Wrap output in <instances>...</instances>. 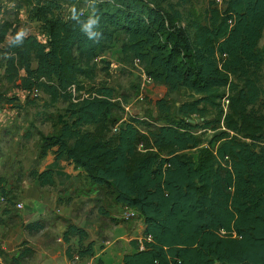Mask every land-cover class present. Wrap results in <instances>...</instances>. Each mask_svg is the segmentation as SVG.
<instances>
[{
  "label": "trees",
  "instance_id": "obj_1",
  "mask_svg": "<svg viewBox=\"0 0 264 264\" xmlns=\"http://www.w3.org/2000/svg\"><path fill=\"white\" fill-rule=\"evenodd\" d=\"M10 1L22 2L16 10L25 8L44 41L0 20L3 76L49 105H66L56 132L39 136V157L65 158L141 219V239L129 242L122 264H264V0H209L203 23L183 18L170 0H78L65 8L62 0ZM6 9L0 1V16ZM109 53L136 63L150 83L187 91L190 101L166 124L117 126L114 89L93 84ZM154 105L170 112L162 99ZM196 130L212 132L207 145ZM30 176L39 188L55 185L52 169ZM7 193L1 189L5 212L16 204ZM69 237L79 258L92 253L82 229L69 225L66 244ZM66 255L77 257L69 247Z\"/></svg>",
  "mask_w": 264,
  "mask_h": 264
},
{
  "label": "rangeland",
  "instance_id": "obj_2",
  "mask_svg": "<svg viewBox=\"0 0 264 264\" xmlns=\"http://www.w3.org/2000/svg\"><path fill=\"white\" fill-rule=\"evenodd\" d=\"M0 1L2 7L7 8V12L0 16L1 21L13 22L21 34L32 35L38 40L44 41L39 25L28 20L25 8L16 10L17 5L22 2L15 5L10 0L9 2L7 0ZM170 1L181 11L183 18L190 17L200 23L204 22L205 10L209 0ZM71 2L74 7L79 6L78 0H62V8ZM218 5L220 6V2ZM80 8H83V5ZM259 49L264 51V32L259 43ZM116 58L115 53H109L104 57V60L109 62V66H100L96 81L93 84L96 85L103 81L114 89L115 96L120 101V108L114 113L117 126H123L125 122L133 119L142 120L150 126L166 124L164 119H176L175 109L180 104L190 101L187 91L169 92L163 85L148 83L144 81L141 68L136 63H120ZM3 65V61L0 60V210L6 205V202L1 198L2 189L4 192H8L7 194L14 203H30L33 200L31 198H36L45 200L44 202H53L56 205H76L87 217L101 220L102 229H106L105 225L108 221H115L110 220V216L120 218L127 209L118 208L117 205H114L111 199L105 196L104 189L88 185L82 173H72L64 190L59 189L57 185L39 188L30 176L32 171L41 172L47 163L46 159L43 160L39 157V136L52 135L56 132L59 127L57 117L64 114L66 105L62 102L49 105L48 98L41 92H37L34 96V94L19 90L17 88L18 81L10 83L4 78ZM85 84L89 86L90 83L85 82ZM259 85L264 89V68L260 73ZM160 99L164 100L170 109L168 115H162L154 105V102ZM259 110L264 113V107H259ZM213 118L214 114H209L206 117L208 120ZM195 122L197 120L192 121V123ZM148 127L140 128L145 131ZM86 129L93 131L94 127H86ZM193 132L196 137L202 139L205 145L208 144L212 136V132L202 133L199 130ZM112 133H114L113 130ZM187 154L194 159L196 158L195 151H188ZM62 169L72 170L66 164L63 165ZM9 210L18 213L13 209V206H10ZM132 220L137 221L138 225L133 230H129L130 234L127 238L141 239L142 233L139 229L141 221L138 218ZM117 221L119 220L116 219ZM133 221L125 220V225H131ZM124 233L123 229H119L116 232L117 239ZM119 242L115 246L121 247L122 244ZM71 246L74 248V245ZM97 251L99 250L97 249ZM99 263L118 264L113 257L107 255L100 256L94 264ZM42 264H52V262L46 260ZM78 264L86 263L82 261Z\"/></svg>",
  "mask_w": 264,
  "mask_h": 264
},
{
  "label": "crops",
  "instance_id": "obj_3",
  "mask_svg": "<svg viewBox=\"0 0 264 264\" xmlns=\"http://www.w3.org/2000/svg\"><path fill=\"white\" fill-rule=\"evenodd\" d=\"M41 159L47 161L42 171L46 169L54 171V182L59 189L64 190L66 188L72 173L80 172L75 170L73 165L65 158L55 161L51 151ZM64 164L72 170L62 169ZM31 199L33 200L30 203L16 202L21 203L23 206L21 210H17L15 205L13 206V209L18 213L10 210L5 212V206L0 210V217L3 222L0 225V245L5 251V255L0 257V264H42L46 260L51 261L52 264H78L82 261L86 264H94L96 259H99L102 255L111 256L118 264H122L123 256L131 252L129 242L140 240V238H127L130 234L129 230H133L138 225L137 221L136 223L133 220H128L133 221V223L125 225V220L122 217L110 216V220L115 221H108L105 225L106 229L103 230L101 220L100 222L98 219L87 217L76 205H56L53 202H44L45 200L41 199ZM87 215L90 216V214ZM116 219L119 221L116 222ZM34 223L40 226L37 225L36 230L29 231L26 226ZM69 225H74L86 233L87 237L82 246L85 249L91 245L92 253L90 255L82 258L78 257L80 246L76 244V237H69L68 244L63 241L62 236ZM119 229H123L125 233L117 239L116 232ZM139 229L142 233V221ZM101 242L103 243L100 244ZM117 242L122 246H115ZM71 245H74V248ZM68 247L73 258L77 254L78 260H72L66 255Z\"/></svg>",
  "mask_w": 264,
  "mask_h": 264
},
{
  "label": "built area",
  "instance_id": "obj_4",
  "mask_svg": "<svg viewBox=\"0 0 264 264\" xmlns=\"http://www.w3.org/2000/svg\"><path fill=\"white\" fill-rule=\"evenodd\" d=\"M143 78H144V81H146L148 83L150 82V79L147 78L145 75H143ZM33 93H34V96H35L37 91H34ZM225 103L227 104V101H225ZM15 208L18 209V210H21L23 208V206H22L21 203H16L15 204ZM134 217H136V213L133 210H127V211L122 213V218L124 220H129V219L134 218ZM74 259L78 260L77 257H75Z\"/></svg>",
  "mask_w": 264,
  "mask_h": 264
},
{
  "label": "water",
  "instance_id": "obj_5",
  "mask_svg": "<svg viewBox=\"0 0 264 264\" xmlns=\"http://www.w3.org/2000/svg\"><path fill=\"white\" fill-rule=\"evenodd\" d=\"M189 122H190V123H192V121H191V120H189Z\"/></svg>",
  "mask_w": 264,
  "mask_h": 264
}]
</instances>
